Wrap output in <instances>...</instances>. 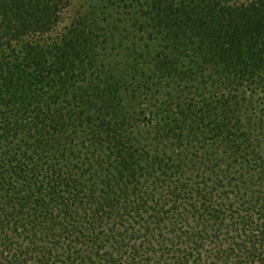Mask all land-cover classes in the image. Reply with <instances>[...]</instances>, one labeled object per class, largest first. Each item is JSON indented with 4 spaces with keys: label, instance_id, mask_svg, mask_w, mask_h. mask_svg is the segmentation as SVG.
I'll return each mask as SVG.
<instances>
[{
    "label": "trees",
    "instance_id": "16d2710c",
    "mask_svg": "<svg viewBox=\"0 0 264 264\" xmlns=\"http://www.w3.org/2000/svg\"><path fill=\"white\" fill-rule=\"evenodd\" d=\"M0 0V264H264V0Z\"/></svg>",
    "mask_w": 264,
    "mask_h": 264
},
{
    "label": "rangeland",
    "instance_id": "374dc122",
    "mask_svg": "<svg viewBox=\"0 0 264 264\" xmlns=\"http://www.w3.org/2000/svg\"><path fill=\"white\" fill-rule=\"evenodd\" d=\"M93 3L94 2L92 0H78L75 6L69 11V19L75 17L81 11L87 10L91 5H93Z\"/></svg>",
    "mask_w": 264,
    "mask_h": 264
}]
</instances>
